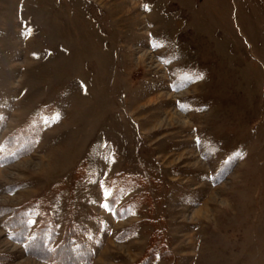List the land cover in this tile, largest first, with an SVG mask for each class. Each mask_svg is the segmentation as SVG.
Returning a JSON list of instances; mask_svg holds the SVG:
<instances>
[{"label": "rangeland", "instance_id": "374dc122", "mask_svg": "<svg viewBox=\"0 0 264 264\" xmlns=\"http://www.w3.org/2000/svg\"><path fill=\"white\" fill-rule=\"evenodd\" d=\"M25 127L0 264H49L4 225L28 202L89 264H264V0H0V150Z\"/></svg>", "mask_w": 264, "mask_h": 264}, {"label": "trees", "instance_id": "16d2710c", "mask_svg": "<svg viewBox=\"0 0 264 264\" xmlns=\"http://www.w3.org/2000/svg\"><path fill=\"white\" fill-rule=\"evenodd\" d=\"M31 130L32 133H27V128L22 129L23 132L15 131L9 136L3 143V148L1 147L0 162L30 151L35 144V130ZM38 205L37 202H28L12 212L4 222L10 231V237L20 242L26 252L49 264H89L95 255L93 248L89 243L81 241L79 235L76 236L75 229L69 228L63 239L57 242L55 223L50 216H43L40 224L33 228L31 214L33 207L40 209ZM130 207L131 205L128 209L125 208L124 213L130 210ZM158 239L153 237L148 254L136 264H152L156 258H165L168 255L165 244L160 243Z\"/></svg>", "mask_w": 264, "mask_h": 264}]
</instances>
